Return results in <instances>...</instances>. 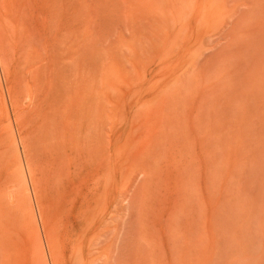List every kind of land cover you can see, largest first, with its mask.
<instances>
[{
	"label": "rangeland",
	"instance_id": "obj_1",
	"mask_svg": "<svg viewBox=\"0 0 264 264\" xmlns=\"http://www.w3.org/2000/svg\"><path fill=\"white\" fill-rule=\"evenodd\" d=\"M0 71V264L41 207L57 264H264V0H0ZM51 110L84 126L61 180Z\"/></svg>",
	"mask_w": 264,
	"mask_h": 264
},
{
	"label": "bare ground",
	"instance_id": "obj_2",
	"mask_svg": "<svg viewBox=\"0 0 264 264\" xmlns=\"http://www.w3.org/2000/svg\"><path fill=\"white\" fill-rule=\"evenodd\" d=\"M6 3H8V1L6 2ZM14 3V2H13ZM13 3H11V5H10V10H12V13L14 14V16H15V18H16V20H17V13H16V11H14L13 10V8H14V6H15V4H13ZM25 4H27V3H25ZM24 4V5H25ZM23 4H20V6H22ZM19 7V6H18ZM21 11H22V9H21ZM20 11V12H21ZM22 14H23V12H22ZM22 16H24V14L22 15ZM25 17V16H24ZM27 17V16H26ZM46 17V16H45ZM21 19H22V17H21ZM24 19V18H23ZM22 19V20H23ZM26 22H27V20H26ZM24 24V23H23ZM44 29V28H43ZM36 65H38V64H36ZM29 70V69H28ZM41 71V70H40ZM0 73H1V71H0ZM41 73V72H40ZM29 75V74H28ZM43 77H44V75H42ZM37 76H34V78H36ZM49 77V76H48ZM42 78V77H41ZM55 78L56 77H54V80L53 79H51L50 80V77H49V82L47 81V83H48V86H47V92H46V94H49V95H54L56 92H57V88L56 87H59V86H56L57 84H60L61 86H60V88L62 87V89H63V85L61 84V82L60 83H58L59 81H55ZM36 80V79H35ZM34 80V81H35ZM58 80V79H57ZM40 81V80H39ZM44 78H43V80H41L39 83H41L42 82V84H44ZM54 82H57V83H55L54 84ZM30 83V82H29ZM37 83V82H36ZM39 83H37V84H34V83H32V84H29L30 85V87H31V89H32V87H36L35 85H38ZM47 83H46V85H47ZM42 84H41V86H42ZM54 84V85H53ZM40 86V84H39V87L38 88H42ZM29 87V88H30ZM13 90V89H12ZM11 90V91H12ZM15 90V89H14ZM14 90H13V92H14ZM34 90L35 91H38V90H36L35 88H34ZM33 90V94H34V91ZM59 91H60V89H59ZM59 91H58V93H59ZM39 92H41V90L39 91ZM43 92V91H42ZM41 92V93H42ZM2 93H3V91H2ZM37 93V92H36ZM35 93V94H36ZM15 94L17 95V94H20V93H14V94H12L13 96H15ZM32 94V95H33ZM34 94V95H35ZM40 94V93H39ZM38 94V95H39ZM21 95V94H20ZM26 95V94H25ZM30 95V94H29ZM31 95V96H32ZM59 96H57V97H60V93L58 94ZM28 96V95H27ZM44 96L45 95H43L42 96V99H41V101L44 99ZM1 97V96H0ZM17 97V99L19 100V96H15V98ZM22 96H20V98H21ZM26 97V96H25ZM33 97V99L34 100H32V101H35V99L37 98V95H35V96H32ZM31 97V98H32ZM35 97V98H34ZM49 97V96H48ZM48 97H47V95L45 96V102L47 101V99H48ZM2 98V97H1ZM52 100L54 99V98H52V96L50 97ZM49 98V99H50ZM3 99V98H2ZM12 99H13V97H12ZM16 99V100H17ZM40 99V98H39ZM51 99L49 100V101H51ZM61 99V98H60ZM1 101H3V100H1ZM13 101H14V99H13ZM22 101H24V100H22ZM41 101H38V102H33V104L35 105L36 103V106L37 105H39V109L41 108V110L43 109V111L41 112V111H38L39 113L41 112V115L43 114V112H45V110H44V108H42L41 106H42V104H43V102H41ZM44 101V100H43ZM17 102V101H16ZM15 102V103H16ZM31 102V101H30ZM59 102V101H58ZM13 103V102H12ZM28 103V102H27ZM42 103V104H41ZM48 103H49V106H47L48 105ZM46 105H45V103H44V105H45V109H46V107H50V102H48ZM29 104V103H28ZM27 105V104H26ZM33 105V106H34ZM44 105H43V107H44ZM32 106V107H33ZM64 106V105H63ZM35 107V106H34ZM55 107V106H54ZM35 108H37V107H35ZM52 108V105H51V107H50V109ZM49 108H47L46 110H48ZM50 109H49V111H50ZM33 110H35V109H33ZM37 110H38V108H37ZM55 110H57V111H59L58 109H56L55 108ZM29 111H32L31 109L29 110ZM48 111V112H49ZM52 111V113L53 114H55L56 112H54V110H51ZM22 112V111H21ZM33 112V111H32ZM66 112V111H65ZM65 112H63V111H60V113H56V114H60V117L59 118H57V116L55 117V116H53V119L54 120H52L51 121V112H49L48 114L49 115H47L49 118H47V119H45L46 121V126L50 129V131L51 132H49V133H52L51 134V136L49 135L48 137H50V139H48V140H46L45 141V143L47 142V141H50L49 143H51V151H50V149H47L48 151H50L51 152V155H50V157H51V159L53 160V161H51V163L53 162V163H55L56 162V164L58 165V167L60 168V169H62V170H59V178H60V180H61V178H62V172L61 171H67L68 173H69V169L70 168H72L73 166H74V164H76L78 161L77 160H80L81 161V158L83 157V156H79L78 158H80V159H77V153H76V155L74 156L76 159V163L74 162V161H72V157H73V153H75L76 151H78V150H80V148H79V146L80 145H82V142L80 141L79 142V139H80V137H77L76 135H80V134H76L77 132H79V133H82V131L80 132V128L81 129H83L84 128V126L81 124V123H79V120L81 119V118H73L74 117V115H72L71 116V119H70V115L68 114V113H66V114H64ZM36 113L37 112H35V115H36ZM39 113H37V114H39ZM46 114L47 113H45V115H43L44 117L46 116ZM68 114V115H67ZM19 115V114H18ZM41 115H38V120H39V118H40V116ZM67 115V116H66ZM46 116V117H47ZM37 117V116H36ZM55 117V118H54ZM68 117V118H67ZM79 117V116H78ZM81 117V116H80ZM42 118L43 117H41L40 118V124L39 125H41L39 128H41V127H45L44 128V130L43 131H45L44 133V136L46 135V126H44L43 125V123H41V121L43 122V120H42ZM57 118V119H56ZM35 119V118H34ZM74 119H76V120H78V123H76V120H74ZM50 120V122H48ZM55 120H57V121H55ZM11 121V120H10ZM37 121V120H36ZM36 121H34V122H36ZM38 122V121H37ZM83 122H85V121H83ZM82 122V123H83ZM28 123V122H27ZM36 126V127H37ZM82 126H83V128H82ZM9 127H10V125H9ZM14 128V127H13ZM9 129V128H8ZM9 131V130H8ZM42 132V131H41ZM40 132V133H41ZM39 133V134H40ZM12 135V134H11ZM0 136H2L1 134H0ZM13 136V135H12ZM11 136V137H12ZM39 137L40 136H42L44 139H43V141L45 140V138L47 139L48 137L46 136V137H44L43 136V134L41 133L40 135H38ZM83 136V135H82ZM3 137V136H2ZM2 137H0V138H2ZM41 137V138H42ZM22 138V137H21ZM21 138H16V140H17V144L18 143H20V141H21ZM40 139V138H39ZM53 139V140H52ZM14 139H12V142L14 143L15 142V140L13 141ZM42 140V139H41ZM43 141H41V142H43ZM55 141V142H54ZM5 142V143H4ZM4 142H0V143H4L2 146H7L6 145V142L7 141H4ZM10 142V141H9ZM11 142V143H12ZM12 143V144H13ZM44 143V144H45ZM77 143H79L80 145H78ZM14 144H16V142L14 143ZM47 144H48V142H47ZM0 145V147H2ZM16 146V145H15ZM83 146L84 145H82V146H80L81 147V149H84L83 148ZM47 147V146H46ZM5 149V148H4ZM7 149V148H6ZM78 149V150H77ZM7 151V150H6ZM82 152V151H81ZM84 152V151H83ZM90 155H87V157H89ZM24 157V156H23ZM17 159H18V155H17ZM74 159V158H73ZM16 160V159H15ZM84 160V159H83ZM79 161V162H80ZM16 162V161H15ZM74 162V164H72ZM78 162V163H79ZM19 163V162H18ZM52 163V164H53ZM81 163V162H80ZM21 165V164H20ZM54 165V164H53ZM71 165H72V167H71ZM77 165V164H76ZM79 166V165H78ZM17 167V166H16ZM22 167H24L25 168V170H23V171H25V172H20V173H22L21 174V176H22V179L21 180H23V182H24V185H23V183H21L24 187V191H23V193L25 194L26 193V196L28 195V197H29V193H31L33 196H34V194H33V191H32V187H28V184H27V182L29 181V180H31L32 179V172H31V170H30V165L29 166H26V165H21V167L20 168H22ZM80 167V166H79ZM33 168V167H32ZM7 169V170H6ZM14 170H16L15 169V166H14ZM5 171H9V173L11 172L10 171V167H9V162L8 161H6V164H5ZM18 171V170H17ZM17 171H15V173L17 172ZM14 172V171H13ZM58 173V172H57ZM57 173L55 174V176L57 175ZM71 173V172H70ZM10 174H12V173H10ZM72 174V173H71ZM68 175V174H67ZM11 176H13V175H11ZM21 176H19V177H21ZM57 176V177H58ZM61 176V177H60ZM69 176V175H68ZM58 178V179H59ZM19 180V179H18ZM39 180V179H38ZM33 181V180H32ZM30 183V182H29ZM37 183V182H36ZM35 183V184H36ZM63 183V182H62ZM32 184L34 185V183L32 182ZM38 184V183H37ZM9 185V184H8ZM11 185H12V183H11ZM10 185V186H11ZM32 185V186H33ZM1 186V185H0ZM7 187V186H6ZM35 187V186H34ZM13 188V187H12ZM1 190H2V188H0V192H1ZM8 190V189H7ZM34 191H35V189H33ZM37 190V189H36ZM9 191V190H8ZM11 192V191H10ZM57 192V191H56ZM8 193V192H7ZM22 193V195L24 196V194ZM13 195V194H12ZM15 195V194H14ZM19 195V194H18ZM18 195L16 196V203H17V207L20 209L21 208V203H19V201H26V199L28 198V197H22L21 195H20V197L18 198ZM6 196V195H5ZM33 196H32V198H33ZM9 197H11V196H9ZM31 197V196H30ZM12 198V197H11ZM24 198H26V199H24ZM20 199V200H19ZM23 199V200H22ZM29 198L27 199V201L26 202H28V206H30V208L29 207H27L26 206V209L27 210H31L32 211V206L30 205V203H29ZM31 200V199H30ZM35 200H37V198L35 199L34 198V201H33V203L35 204L34 206H35V208H36V213H38V205H37V201H35ZM8 201H10V200H8ZM12 201H14V200H12ZM15 209V208H14ZM41 209H42V207H41ZM41 209H40V213H41ZM51 209V208H50ZM49 209V210H50ZM24 210V209H23ZM26 210V212L28 213V216H30L29 215V213H30V211H27ZM34 212V211H33ZM33 212H31L32 213V217H33V223H32V225H34V227H32L33 229L35 228V230H36V237H37V239H36V242L35 243H37V249H38V254H39V258H40V260H39V258L38 259H36V258H34V261L37 263L38 261V264L40 263V264H57V261H56V259H55V256H54V253L55 252H53V243H52V240H51V237H52V235H51V237H50V235H49V232H47V230H43V232L41 233V236H40V232L37 230L38 229V227H37V223H36V221H40V219H42V217H41V214L39 213V215H38V217H37V220L35 219V214L33 213ZM22 213H25V211L24 212H22ZM28 216H26V217H28ZM2 217V216H1ZM57 219V218H56ZM46 222V221H45ZM57 222V221H56ZM56 224V223H55ZM20 225H24V224H20ZM25 226V225H24ZM23 226V227H24ZM29 226V225H28ZM27 226V227H28ZM18 227V226H17ZM17 227H16V229L15 230H17ZM37 227V228H36ZM52 227H53V223H52ZM10 228V227H9ZM21 228V227H20ZM19 227H18V229H20ZM29 228V227H28ZM51 228V227H50ZM2 230H3V228H1ZM0 229V230H1ZM6 229V228H5ZM22 229V228H21ZM21 229L20 230H18L17 232H19V231H21ZM52 229V228H51ZM48 230H49V228H48ZM5 231H7V230H5ZM4 231V232H5ZM9 231H10V229H9ZM41 231V230H40ZM8 232V231H7ZM23 232H24V230H23ZM22 232V233H23ZM25 232H26V230H25ZM35 232V231H34ZM54 232H55V230H54ZM13 233V232H12ZM12 233H10V235L9 236H11L12 235ZM22 233H20V234H22ZM2 234H3V232H2ZM16 234V233H15ZM27 234H29V233H27ZM35 234V233H34ZM18 235V234H17ZM24 235V233L22 234V236ZM8 236V237H9ZM16 237V235H13V237ZM19 237L21 236V235H18ZM28 236V235H27ZM54 237V236H53ZM52 237V238H53ZM17 238V237H16ZM8 239H10V238H8ZM27 239V238H26ZM11 241V240H10ZM26 242V241H25ZM32 242V241H31ZM30 242V243H31ZM10 243V242H9ZM8 243V244H9ZM59 244V243H58ZM29 245V244H28ZM27 245V246H28ZM16 247V246H15ZM19 247V246H18ZM82 247V246H81ZM55 248V247H54ZM19 249V248H18ZM17 249V250H18ZM36 249V250H37ZM81 249V248H80ZM58 250V249H57ZM82 250V249H81ZM26 251V250H25ZM27 252V251H26ZM25 252V253H26ZM14 255V254H13ZM33 254H31V256H32ZM25 256H26V254H25ZM69 256V255H68ZM13 258H14V256H13ZM21 259V258H20ZM24 259V258H23ZM26 259V258H25ZM31 259H33V258H31ZM30 259V260H31ZM82 259H83V261H82V264H86V263H88L87 261H85V258L84 257H82ZM27 260V259H26ZM29 260V261H30ZM37 260V261H36ZM32 261L33 260H31L30 261V264H35V262L34 263H32ZM41 261V262H40ZM18 262V261H17ZM27 263L26 264H28V260L26 261ZM12 263V262H11ZM10 263V264H11Z\"/></svg>",
	"mask_w": 264,
	"mask_h": 264
}]
</instances>
